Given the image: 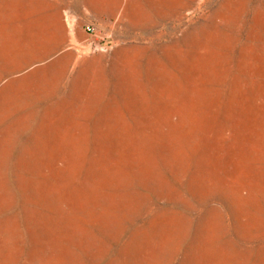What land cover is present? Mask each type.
Returning <instances> with one entry per match:
<instances>
[{"label":"rangeland","instance_id":"obj_1","mask_svg":"<svg viewBox=\"0 0 264 264\" xmlns=\"http://www.w3.org/2000/svg\"><path fill=\"white\" fill-rule=\"evenodd\" d=\"M0 264H264V0H0Z\"/></svg>","mask_w":264,"mask_h":264},{"label":"built area","instance_id":"obj_2","mask_svg":"<svg viewBox=\"0 0 264 264\" xmlns=\"http://www.w3.org/2000/svg\"><path fill=\"white\" fill-rule=\"evenodd\" d=\"M89 32H92L91 30L87 29Z\"/></svg>","mask_w":264,"mask_h":264}]
</instances>
